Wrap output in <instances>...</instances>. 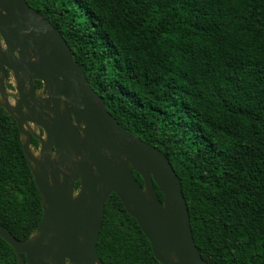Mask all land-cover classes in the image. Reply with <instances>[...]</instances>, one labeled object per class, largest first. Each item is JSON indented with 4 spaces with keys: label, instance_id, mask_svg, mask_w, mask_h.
Listing matches in <instances>:
<instances>
[{
    "label": "trees",
    "instance_id": "16d2710c",
    "mask_svg": "<svg viewBox=\"0 0 264 264\" xmlns=\"http://www.w3.org/2000/svg\"><path fill=\"white\" fill-rule=\"evenodd\" d=\"M25 1L115 121L167 157L201 258L264 264V0ZM41 218L16 123L0 107V225L26 241ZM96 252L102 264H160L114 194ZM0 264H18L1 238Z\"/></svg>",
    "mask_w": 264,
    "mask_h": 264
},
{
    "label": "water",
    "instance_id": "95a60500",
    "mask_svg": "<svg viewBox=\"0 0 264 264\" xmlns=\"http://www.w3.org/2000/svg\"><path fill=\"white\" fill-rule=\"evenodd\" d=\"M7 72L18 98L15 109L5 97ZM35 81L46 98L33 99L32 108L37 104L48 111L38 120L21 114L30 104L26 85L33 98ZM0 99L26 138L22 149L42 208L41 221L26 241L0 225V238L18 264H102L96 244L111 194L136 221L160 264H207L195 246L181 185L167 157L115 121L61 34L25 0H0ZM27 122L44 131L38 158L30 149Z\"/></svg>",
    "mask_w": 264,
    "mask_h": 264
},
{
    "label": "flooded vegetation",
    "instance_id": "af4514ba",
    "mask_svg": "<svg viewBox=\"0 0 264 264\" xmlns=\"http://www.w3.org/2000/svg\"><path fill=\"white\" fill-rule=\"evenodd\" d=\"M2 47H3L2 48L3 53H6L5 46L2 45ZM15 56H16V54H15ZM16 58H17V56H16ZM7 75H8V79L5 81V86H4V88H5V94H6L5 97H6L7 101L9 102L10 106L13 109H15V107L17 106V99L18 98H17V96L15 94V89L12 87V85H13L12 84V79L9 76V73L8 72H7ZM41 91H42V84H41V82L35 81V92H34L33 98H31L30 96H28V94L30 93L29 85H26V90H25V93L27 94V99L26 100L28 102H30V104H29L28 107H25V106H22L21 107V114H22V116L24 118H27V119H33L34 118V119H37L38 120V117H45V114L48 113V111H41L40 108L37 106V104L34 107V109L32 108L34 106L33 103L31 102L33 99L43 100V99L46 98V96L43 95ZM3 110L5 111V109H3ZM59 111H62V112L64 111L63 105H61ZM5 112L8 115H10L7 111H5ZM13 120H14V118H13ZM15 123H16V121H15ZM16 126H17V123H16ZM17 129H18V132H19V139L21 140V144H22L25 141L26 138H24L23 136H21L18 126H17ZM24 129H25V131H27L30 134V139H31V141H30V149H31V152L33 153V151H34L35 154L37 155L36 156L33 153L34 156L38 158L39 157V151H40V142H39L38 139H45L44 131L37 124H33L31 122H27V124L24 125ZM22 139H24V141ZM34 140L37 141V144L36 145L33 144V141ZM22 151H23V149H22ZM75 190H77V189H75Z\"/></svg>",
    "mask_w": 264,
    "mask_h": 264
},
{
    "label": "rangeland",
    "instance_id": "374dc122",
    "mask_svg": "<svg viewBox=\"0 0 264 264\" xmlns=\"http://www.w3.org/2000/svg\"><path fill=\"white\" fill-rule=\"evenodd\" d=\"M24 141V139H22ZM33 151V150H32ZM33 153L35 154V152L33 151ZM36 155V154H35ZM37 156V155H36Z\"/></svg>",
    "mask_w": 264,
    "mask_h": 264
}]
</instances>
